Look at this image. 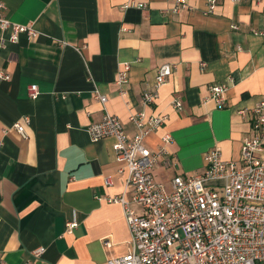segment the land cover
Instances as JSON below:
<instances>
[{"label": "crops", "instance_id": "crops-1", "mask_svg": "<svg viewBox=\"0 0 264 264\" xmlns=\"http://www.w3.org/2000/svg\"><path fill=\"white\" fill-rule=\"evenodd\" d=\"M5 1L13 22L38 30L35 38L2 45L9 31L0 27V72L11 76L0 78V255L6 264H27L39 247L46 251L35 264H108L131 250L123 209L106 199L123 191L127 175L119 172L114 138L93 141L87 132L105 111L121 119L129 136L139 133L131 114L168 116L145 137L152 150L166 133L173 137L154 169L167 184L174 175L203 172L204 155L215 147L226 160L240 159L243 138L255 132L252 114L239 111L264 98V0H219L211 14H204L206 0H186L194 9L179 11H173L177 0H139L147 3L143 9L122 8L127 0ZM128 61L130 83L122 95L116 77ZM165 63L173 72L159 97L145 104L143 94ZM225 81L230 87L219 107L209 87ZM32 84L40 90L36 98ZM96 90L108 97L105 105ZM177 94L181 110L174 107ZM72 219L80 225L67 234Z\"/></svg>", "mask_w": 264, "mask_h": 264}, {"label": "built area", "instance_id": "built-area-1", "mask_svg": "<svg viewBox=\"0 0 264 264\" xmlns=\"http://www.w3.org/2000/svg\"><path fill=\"white\" fill-rule=\"evenodd\" d=\"M219 0H206L204 14L215 11ZM242 2L247 0H232ZM143 9L147 3L127 0L122 8ZM194 9L186 0H177L173 11ZM5 0H0V27L9 31L1 38L2 45L17 43L22 35L35 38L38 30L34 24H19L8 17ZM203 66L205 63L202 64ZM131 62L120 63L116 77L118 92L128 91ZM173 72L165 63L157 68L153 86L145 90L143 102L150 104L159 97V90ZM0 78L9 80L10 74L0 72ZM229 82L211 84L209 98L219 107L225 105ZM37 84L30 86V96L38 97ZM94 97L103 105L108 97L96 90ZM174 107L183 108L182 95L174 97ZM242 116L252 114L254 135L242 140L239 160L224 159L219 147L204 155L203 172L184 176L174 175L167 184L156 178L154 169L165 155L173 137L166 133L160 146L152 150L145 144V137L159 129L166 121V114L146 116L144 112L130 115V121L139 129L129 136L121 119L105 113L92 123L87 132L93 141L114 138L113 150L118 162L123 163L119 172L126 173L123 191L107 195L109 202L121 205L131 234V250L121 256H111L108 264H264V98L250 110L239 111ZM20 133L26 136L25 126L17 123ZM111 185L112 179L105 178ZM80 225L77 219L66 222L65 232L72 234ZM106 246L110 245L104 240ZM46 251L36 248L27 264H35ZM0 264H6L0 255Z\"/></svg>", "mask_w": 264, "mask_h": 264}]
</instances>
